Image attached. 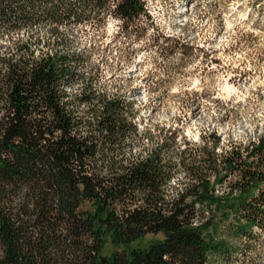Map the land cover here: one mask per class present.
<instances>
[{"label": "trees", "instance_id": "trees-1", "mask_svg": "<svg viewBox=\"0 0 264 264\" xmlns=\"http://www.w3.org/2000/svg\"><path fill=\"white\" fill-rule=\"evenodd\" d=\"M109 15L129 38L149 18L144 0H0V264H210L228 220L248 249L264 237V136L181 150L177 132L135 123V100L59 48L63 29ZM150 234L163 239L139 244Z\"/></svg>", "mask_w": 264, "mask_h": 264}, {"label": "rangeland", "instance_id": "rangeland-1", "mask_svg": "<svg viewBox=\"0 0 264 264\" xmlns=\"http://www.w3.org/2000/svg\"><path fill=\"white\" fill-rule=\"evenodd\" d=\"M146 3V9L149 13V18H141L138 22L140 28V35L136 38H129L123 33L117 34L114 33L111 38L108 37L106 27L107 19L103 24L101 29H97L94 25L86 24L82 26H70L66 29H63L59 34L60 49H67L69 52H80L84 54V58L87 61V66H93L99 68L97 75V81L99 85H102L107 90L112 91L113 88H118L119 94L127 96L130 100H135L136 105L140 98L141 89L133 88L132 84L138 74L141 71H145L146 75L142 77V83L148 86L150 94H156L154 97H150L146 104H142L141 107H136L138 110V116L143 111L145 112L144 116H140V120L145 126L146 124L149 127H156L158 130H163L169 133L170 131L177 132V136L181 137L182 129L179 127L170 128L164 127L160 124L155 123L158 115H164L165 109L169 100L180 99L181 105L191 111V116L183 117L184 120H187L189 123L191 120H196L200 115V100L208 99L213 95L212 87L215 84V81L211 78L216 75V70L213 69L211 72L209 68L211 65L208 64L210 53L206 52L203 48H199L195 43H185L181 39L174 37H166L162 32L159 31L158 25L155 23V17L153 12L154 8L148 5V0H144ZM164 3L171 8V13L166 9L165 19H168L171 15L172 19L182 20L184 16L190 15L189 12H182L179 15L176 14V6L171 3V0H163ZM230 0H219L218 3L210 6L207 13L201 16V19H206L209 15L215 19L217 22L216 27L219 28L216 35L217 38L223 32V21L221 15L217 14L218 9L222 4H226ZM195 3V0H182L179 7L187 8L191 10L192 5ZM260 4L259 9L256 8V5ZM253 8V13L249 14V20L252 19L253 14L256 12L259 13L256 23L253 25L255 28H259L261 32H264V25L261 24L260 17H264V0H254V3L250 5ZM200 5L197 4V10L200 9ZM116 19V18H114ZM188 25H185L184 31L186 33L184 40H188L189 36L195 38L198 28L193 27L191 33H188ZM152 31V35H149V32ZM35 36L38 39H41L43 42L48 44L53 40V35L49 32V27H40L35 31ZM28 36L20 35V39L26 40ZM163 41V43H161ZM261 37L255 36L252 33H243L239 35L235 45H232L228 52L236 53L237 55L246 52L247 53V63H250L253 68L256 69L255 72L250 70L241 71V68L244 65H241V68L233 69L234 75L232 76L230 83L233 84H245L251 83V78H254L259 74V69L264 65V47L260 46ZM143 42V43H141ZM139 45V47H135ZM41 50L47 52V47H40ZM149 53L144 61H137V57L141 53ZM152 52H155V55H151ZM180 52L181 57L179 63H176L174 58L176 53ZM200 54H203V60L201 61L202 65H207L203 68V71L200 73L202 77H208L209 83L205 86V90L202 93H193L190 96L185 93V98H180L179 96L169 97L168 89L177 80L186 78L191 73H187L184 70L191 64L195 59L200 58ZM159 57V59H158ZM151 63L152 67L147 68V64ZM221 61L218 59H212L211 64L220 65ZM77 87L71 88V91L74 92ZM256 99L255 101H250L255 105L258 110L259 104L264 103V93H261L257 89L254 93ZM219 104V101H216ZM246 105H237V108H246ZM168 115H171L170 110L167 112ZM231 121L233 126L236 122H240V127L243 129V117L237 109H226V114L219 119L220 127H224ZM258 121V118L254 122ZM176 123H182V119L177 117ZM216 123V118L213 117V124ZM212 125H209L211 128ZM261 125L256 122V127L254 129L255 139L252 138L253 134H248L249 142L257 143L258 139L264 134L260 131ZM247 133V129H244ZM211 135L220 137L221 142L224 135L228 137V146L223 147L221 152H225L228 148L232 146H243L244 144H236L232 139V130L229 129L227 133L218 134V131L213 128L212 131L201 132V141L203 143L211 142L213 140ZM184 140H187L186 138ZM188 141V140H187ZM202 143V144H203ZM222 146V143H221ZM220 146V147H221ZM139 147H136V149ZM185 177L184 173L178 172L174 175V179L177 181L175 185L171 184V188L175 189L178 186V182ZM170 188V189H171ZM224 187H218L219 192L222 191ZM220 194V193H219ZM233 220V219H232ZM231 221L223 222L219 229V238L220 240L226 241L229 246V252L222 255L217 253H212L210 255V264H264V237L261 240H255L250 244L248 249H245L243 242L235 234L234 228L230 226ZM235 222V221H233ZM163 235H147L144 237L139 244L145 246L149 245L152 242L162 240Z\"/></svg>", "mask_w": 264, "mask_h": 264}, {"label": "clouds", "instance_id": "clouds-1", "mask_svg": "<svg viewBox=\"0 0 264 264\" xmlns=\"http://www.w3.org/2000/svg\"><path fill=\"white\" fill-rule=\"evenodd\" d=\"M182 0H171V3L176 6V14L179 15L182 12H189L190 15L184 16L182 20L172 19L171 15L168 19H165V11L171 13V8L168 7L163 0H148V5L155 9L153 12L155 23L159 27V31L163 33L166 37H174L181 39L185 43H195L199 48H203L206 52H209L211 55L208 60V64L211 65L209 71L213 69L216 70V75L211 79L215 81L214 86L212 87L213 95L208 99L200 100V115L196 120H191L189 123L187 120H184L183 117L191 116V111L181 105L180 99L169 100L164 115H158L157 119L154 121L157 124H160L164 127L176 128L179 127L182 129V135L178 138V144L181 150L185 147L183 140L186 138L194 146H199L203 143L201 141V132L202 130L207 134V132L212 131L215 128L218 131V134L227 133L229 129L232 130V139L236 144L247 145L249 138L248 134H253L256 127V122L261 125L260 131L264 134V103L259 104L258 110L255 105L249 103L250 101H255L256 97L254 95L257 89L261 93H264V65L259 69V74L251 79V83L245 82V84H233L229 81L234 75L233 69L241 68L243 64L244 67L241 68V71L250 70L255 72L256 69L250 63H247V53H241L237 55L236 53L228 52L232 45H235L240 34L243 33H252L255 36L261 37L260 46L264 47V32H261L259 28L253 27L256 23L259 13L256 12L253 14L252 19L249 20V14L253 13V8L250 6L254 3V0H230L226 4H222L217 11L218 15H221L223 21V32L217 38V31L219 28L216 27L217 22L211 15L206 19H201L205 13L208 12L210 6L219 2V0H195V3L192 5L191 10L187 8H180L179 5ZM199 4L201 7L197 10L196 5ZM260 4L256 5V8L259 9ZM261 24L264 25V17H260ZM120 19H114L111 15L107 18V27L106 31L108 37L111 38L114 33L120 30L122 25ZM185 25H188V33H191L193 27L198 28L195 38L189 36L188 40H184L186 35L183 30ZM23 35V33H21ZM149 35H152V31L149 32ZM143 43V42H141ZM163 43V41H161ZM139 47V45H135ZM149 53H141L136 59L137 61H144L149 57ZM151 55H155V52H152ZM181 53L177 52L174 58L176 63H179ZM159 59V57H158ZM212 59H218L221 61L220 65L211 64ZM203 60V54H200L199 59H195L188 67L184 70L187 73H191L186 78L177 80L172 86L168 89L169 97L179 96L180 98H185V93L189 96L193 93H202L205 90V86L209 83L208 77H202L201 72L204 67L207 65H202L201 61ZM151 63L147 64V68H151ZM146 75L145 71H141L138 74L132 84L133 88H140L141 94L137 102L136 107H141L142 104H146L150 97H154L156 94H150L148 86L142 83V77ZM71 91V89H68ZM219 101V104L216 103ZM246 105V108H237V105ZM237 109L243 117L244 128L240 127V122H236L235 126L231 121L226 124L224 127H220L219 119L226 114V109ZM170 110L171 115H168L167 112ZM145 112H141L140 116H144ZM140 116H137L134 121L139 125ZM179 117L182 119V123L177 124L176 118ZM213 117L216 118V123L213 124ZM258 118V121L254 122ZM209 125H212L209 128ZM244 129H247L245 133ZM141 132L144 130L143 126H140ZM255 139V135L252 136ZM145 144L148 143L147 140L144 141ZM258 143V141H257ZM228 146V137L224 135L222 140V146L216 149L217 153H220L223 147ZM230 151L231 149L228 148ZM136 152H139L140 149H135ZM177 181L173 179L171 184L175 185Z\"/></svg>", "mask_w": 264, "mask_h": 264}]
</instances>
